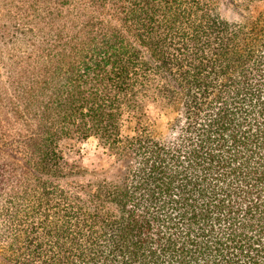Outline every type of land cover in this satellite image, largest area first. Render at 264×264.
I'll return each instance as SVG.
<instances>
[{
	"label": "trees",
	"instance_id": "16d2710c",
	"mask_svg": "<svg viewBox=\"0 0 264 264\" xmlns=\"http://www.w3.org/2000/svg\"><path fill=\"white\" fill-rule=\"evenodd\" d=\"M0 264H264V0H0Z\"/></svg>",
	"mask_w": 264,
	"mask_h": 264
},
{
	"label": "rangeland",
	"instance_id": "374dc122",
	"mask_svg": "<svg viewBox=\"0 0 264 264\" xmlns=\"http://www.w3.org/2000/svg\"><path fill=\"white\" fill-rule=\"evenodd\" d=\"M148 112L153 116L154 112L151 107ZM61 151L67 162L88 168L105 166L111 161L108 152L102 148L94 137L80 142H72L71 144L63 143Z\"/></svg>",
	"mask_w": 264,
	"mask_h": 264
}]
</instances>
